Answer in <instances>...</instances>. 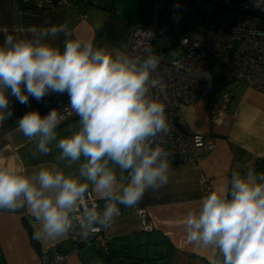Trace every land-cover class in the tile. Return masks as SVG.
<instances>
[{"label": "clouds", "instance_id": "1", "mask_svg": "<svg viewBox=\"0 0 264 264\" xmlns=\"http://www.w3.org/2000/svg\"><path fill=\"white\" fill-rule=\"evenodd\" d=\"M27 31L5 35L0 44V126L14 114L13 99L28 105L30 97L66 94L65 108L43 116L27 111L16 124L41 154L54 144L58 160L80 163L77 174L66 175L56 165L28 173L0 161V211L26 208L40 224L32 235L37 241L62 239L74 226L87 239L114 225L119 205L134 208L149 189L169 181L170 154L162 146L170 131L166 106L151 94L164 87L153 75L160 58L149 46L150 32L146 43L125 52L71 38L67 24ZM61 33L62 48L49 42ZM70 115L79 118L78 130L58 139L57 129ZM92 192L103 207L91 200ZM183 227L189 244L212 251L211 264H264V173L233 172L187 212Z\"/></svg>", "mask_w": 264, "mask_h": 264}, {"label": "crops", "instance_id": "2", "mask_svg": "<svg viewBox=\"0 0 264 264\" xmlns=\"http://www.w3.org/2000/svg\"><path fill=\"white\" fill-rule=\"evenodd\" d=\"M94 0L91 3L77 1L64 9L51 8L43 11L20 7L16 0H0V44L5 35H29L30 27H51L67 24L73 38L91 40L95 47L109 51H127L134 27L145 20L125 21L117 9L118 0ZM116 1V3H115ZM151 2V0H150ZM65 37L61 33L49 42L62 48ZM223 92L231 94L227 105L228 114L214 120L211 104L218 100L221 91H214L192 104L182 105L181 115L193 132L210 134L215 146L206 150L198 162H172L167 185L158 191L149 189L134 208L119 205L121 215L110 229H103L106 238L120 255L160 257L173 255L172 264H211L213 253L189 244L183 227V219L191 209L198 208L202 196L228 182L229 173L239 170L260 157H264V92L249 87L243 82L228 84ZM214 94H217L213 98ZM58 94H50L43 100L29 98L28 105L12 100L14 114L0 126V161H11L28 173L41 166L56 165L64 173L75 175L79 163L69 165L58 160L59 150L53 144L48 155L41 154L34 142L18 130L16 120L31 110L44 111L56 101ZM211 97V98H208ZM75 119L61 124L57 129L58 139L75 132ZM99 203H104L94 192ZM137 207L146 209L154 229L145 231L135 212ZM31 221V223H30ZM40 224L27 213L0 211V264H45L43 255H52L55 250H70L67 236L56 241L34 240L30 237ZM169 250V252H168ZM106 253L88 246L71 252L66 264H106ZM166 264L158 259L151 264Z\"/></svg>", "mask_w": 264, "mask_h": 264}, {"label": "built area", "instance_id": "3", "mask_svg": "<svg viewBox=\"0 0 264 264\" xmlns=\"http://www.w3.org/2000/svg\"><path fill=\"white\" fill-rule=\"evenodd\" d=\"M77 1L91 3L94 0H16V4L43 11L64 9ZM256 5L257 0H152L149 21L134 27L126 52H131L138 43H146L144 33L150 32L149 46L160 58L159 68L153 75L162 79L164 87L153 88L151 94L166 106L170 131L162 135V146L170 154L169 163L198 162L204 151L215 146L212 135L188 128L181 115L182 105L221 91L220 98L211 104L216 121L228 114L231 94L223 92L228 84L243 82L264 92V6ZM178 45L183 46L185 52L177 58L167 59L158 53H166ZM137 54L144 53L138 51ZM68 99L66 94L58 95L42 116L53 108H65ZM74 117L67 116L63 123ZM210 191L206 183L205 192ZM91 200L103 207L104 203L97 202L92 194ZM135 212L143 230L152 231L154 227L146 209L137 207ZM67 239L70 250L57 249L50 256L44 254L45 264H66L69 254L83 246L110 252L103 229L85 239L78 226H74ZM106 264L115 262L108 258Z\"/></svg>", "mask_w": 264, "mask_h": 264}, {"label": "rangeland", "instance_id": "4", "mask_svg": "<svg viewBox=\"0 0 264 264\" xmlns=\"http://www.w3.org/2000/svg\"><path fill=\"white\" fill-rule=\"evenodd\" d=\"M100 2H103L102 0ZM116 3V1H115ZM119 8L117 9V12L119 15L125 19V21L130 20H140L143 19L146 21L150 19L152 14V0H118V3H116ZM147 21V22H148ZM185 52V49L183 46H176L170 51L166 53H161L158 51L159 54H162V57L167 59H173L177 58L180 55H182ZM217 94H214L213 98L216 97ZM211 98V97H208ZM79 119V118H78ZM78 119H75V123H78ZM79 124H76L75 131L78 130ZM215 141V139H214ZM158 264H164L158 263Z\"/></svg>", "mask_w": 264, "mask_h": 264}, {"label": "trees", "instance_id": "5", "mask_svg": "<svg viewBox=\"0 0 264 264\" xmlns=\"http://www.w3.org/2000/svg\"><path fill=\"white\" fill-rule=\"evenodd\" d=\"M43 111L40 112L42 115ZM1 144V142H0ZM255 169L257 173H264V157H260L253 161L251 164L236 170V171H231L229 173V178L228 181H230L231 175L233 172H238L241 174L246 173L248 169ZM30 237L32 238V232L29 230ZM109 240V239H108ZM32 242L34 243V239L32 238ZM110 243V252L106 253L107 258L113 260L115 264H151V262L156 261L158 259H165L166 264H172V258L173 255H170L169 253L164 254L163 256L160 257H141V256H126V255H120L118 251L113 247L112 240H109ZM169 252V250H168Z\"/></svg>", "mask_w": 264, "mask_h": 264}, {"label": "water", "instance_id": "6", "mask_svg": "<svg viewBox=\"0 0 264 264\" xmlns=\"http://www.w3.org/2000/svg\"><path fill=\"white\" fill-rule=\"evenodd\" d=\"M74 118H76V117H74ZM74 118H73V119H74Z\"/></svg>", "mask_w": 264, "mask_h": 264}]
</instances>
